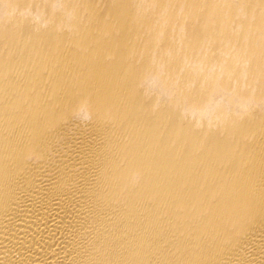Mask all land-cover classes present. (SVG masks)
<instances>
[{
  "label": "bare ground",
  "instance_id": "6f19581e",
  "mask_svg": "<svg viewBox=\"0 0 264 264\" xmlns=\"http://www.w3.org/2000/svg\"><path fill=\"white\" fill-rule=\"evenodd\" d=\"M0 264H264V0H0Z\"/></svg>",
  "mask_w": 264,
  "mask_h": 264
}]
</instances>
